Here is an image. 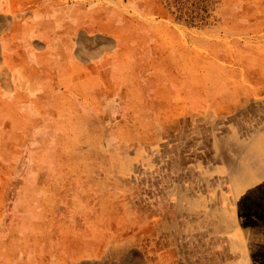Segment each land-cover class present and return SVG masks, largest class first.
Here are the masks:
<instances>
[{
  "label": "rangeland",
  "instance_id": "1",
  "mask_svg": "<svg viewBox=\"0 0 264 264\" xmlns=\"http://www.w3.org/2000/svg\"><path fill=\"white\" fill-rule=\"evenodd\" d=\"M0 1V264H237L173 192L264 141V0Z\"/></svg>",
  "mask_w": 264,
  "mask_h": 264
},
{
  "label": "crops",
  "instance_id": "2",
  "mask_svg": "<svg viewBox=\"0 0 264 264\" xmlns=\"http://www.w3.org/2000/svg\"><path fill=\"white\" fill-rule=\"evenodd\" d=\"M207 155L208 159L198 161L200 169H205L199 178L207 190L187 196L185 187H179L174 198L177 203L192 202L197 212L211 217L215 230L229 233L230 251L224 255L230 263H264V141L245 144L244 174L240 170L239 175L237 171L234 174L225 161L220 163L215 154Z\"/></svg>",
  "mask_w": 264,
  "mask_h": 264
},
{
  "label": "bare ground",
  "instance_id": "3",
  "mask_svg": "<svg viewBox=\"0 0 264 264\" xmlns=\"http://www.w3.org/2000/svg\"><path fill=\"white\" fill-rule=\"evenodd\" d=\"M36 1V0H35ZM1 2V1H0ZM38 2V1H37ZM49 2H50V0H49ZM74 2V1H73ZM92 2V1H91ZM95 2V1H94ZM102 3V2H101ZM31 4H33V3H31ZM99 4V3H98ZM53 5V4H52ZM5 6V5H4ZM9 6H12V5H9ZM28 6V5H27ZM39 6V5H38ZM56 6V5H55ZM62 7V6H61ZM17 8V7H16ZM28 8V7H27ZM26 8V9H27ZM64 8V7H63ZM7 9V8H6ZM61 9V8H60ZM80 9H82V8H80ZM116 9V8H115ZM10 10V9H9ZM13 10V9H12ZM11 10V11H12ZM77 10V9H76ZM100 11V10H99ZM2 12V11H1ZM51 13H52V11H51ZM95 13H97V12H95ZM100 13V12H99ZM82 14V13H81ZM35 15V14H34ZM74 15V14H73ZM77 15V14H76ZM40 17V16H39ZM74 17V16H73ZM92 18V17H91ZM90 21L91 20H93V18L92 19H89ZM49 21V20H48ZM96 22V21H95ZM106 22V21H105ZM114 22V21H113ZM19 23H20V21H19ZM104 23V22H103ZM92 24V23H91ZM18 25V24H17ZM98 25V24H97ZM111 25V24H110ZM119 25H121V24H119ZM13 26H15V24L13 25ZM12 26V27H13ZM48 26H49V24H48ZM96 26V25H95ZM16 27V26H15ZM36 27V26H35ZM50 27V26H49ZM83 27V26H82ZM98 27V26H97ZM103 27V26H102ZM118 27V26H117ZM66 28V27H65ZM121 28H122V26H121ZM16 28H14V30H15ZM70 29V28H69ZM74 29V28H73ZM118 29V28H117ZM66 30V29H65ZM97 30V29H96ZM43 31V30H42ZM49 31H51V30H49ZM94 31H95V29H94ZM116 31V30H115ZM67 32H69V30L67 31ZM74 32V31H73ZM119 32V31H118ZM45 33V32H44ZM48 33V32H47ZM52 33V32H51ZM72 33V32H71ZM106 33V32H105ZM116 33H117V31H116ZM67 34V33H66ZM94 34V33H93ZM42 35V34H41ZM64 36V35H63ZM105 36V35H104ZM110 36V35H109ZM44 37V36H43ZM106 37V36H105ZM26 38V37H25ZM35 39V38H34ZM44 39V38H43ZM47 39V38H46ZM115 39V38H114ZM27 40V39H26ZM118 40V39H117ZM41 41V40H40ZM61 41V40H60ZM74 42V41H73ZM62 46V45H61ZM79 46V45H78ZM47 47V46H46ZM59 47V46H58ZM69 47V46H68ZM118 49V48H117ZM48 50V49H47ZM72 50V49H71ZM44 51V50H43ZM53 51V50H52ZM59 53V52H58ZM63 53V52H62ZM65 53V52H64ZM85 53V52H84ZM42 54H45L44 52L42 53ZM61 54V53H60ZM40 55H41V53H40ZM110 55V54H109ZM120 55V54H119ZM118 56V55H117ZM53 59H55V58H53ZM65 59H66V57H65ZM103 59V58H102ZM114 59V58H113ZM117 59H118V57H117ZM120 59V58H119ZM38 61V60H37ZM56 61V60H55ZM67 61V60H66ZM111 62V61H110ZM97 63V62H96ZM47 65V64H46ZM56 65V64H55ZM14 66V65H13ZM16 66V65H15ZM104 67V66H103ZM102 67V68H103ZM48 68V67H47ZM47 68H45V69H47ZM56 68V67H55ZM110 69V68H109ZM121 69V68H120ZM98 70V69H97ZM51 71V70H50ZM60 71V70H59ZM65 71V70H64ZM63 71V72H64ZM47 71H45V73H46ZM33 73V72H32ZM32 73H30L31 75H32ZM170 73V72H169ZM34 74V73H33ZM49 74V76H50V73H48ZM55 76V75H54ZM47 77V76H46ZM48 78V77H47ZM72 78V77H71ZM49 79V78H48ZM178 80V79H177ZM84 83V82H83ZM82 84V83H81ZM56 85V84H55ZM83 85V84H82ZM100 86V85H99ZM82 88V87H81ZM80 88V89H81ZM84 88V87H83ZM53 90H55V89H53ZM53 90H51V91H53ZM82 90V89H81ZM48 91V90H47ZM46 91V92H47ZM79 91V90H78ZM92 91H94V90H92ZM83 92V91H82ZM97 92V91H96ZM81 93V92H80ZM79 94V93H78ZM98 94V93H97ZM88 95V94H87ZM72 96V95H71ZM92 96V95H91ZM131 96H132V94H131ZM83 97V96H82ZM99 97V96H98ZM108 97V96H107ZM110 97V96H109ZM128 97V96H127ZM88 98V97H87ZM129 98V97H128ZM51 99V98H50ZM82 99V98H81ZM94 99V98H93ZM98 99V98H97ZM110 99V98H109ZM34 100H35V98H34ZM42 100V99H41ZM101 100V99H100ZM130 100V99H129ZM48 101V100H47ZM37 102V101H36ZM98 102V101H97ZM92 103V102H91ZM20 104V103H19ZM39 104H40V102H39ZM112 104V103H111ZM36 105V104H35ZM42 106V105H41ZM41 106H39V107H41ZM95 106V105H94ZM119 106V105H118ZM37 107V106H36ZM56 107V106H55ZM52 109V108H51ZM113 109V108H112ZM111 114V113H110ZM46 115V114H45ZM50 116V115H49ZM47 118V117H46ZM42 119V118H41ZM43 120V119H42ZM47 127V126H46ZM186 145V144H185ZM102 165V164H101ZM52 166V165H51ZM123 167V166H122ZM52 168V167H51ZM111 171V170H110ZM237 171V170H236ZM119 172V171H118ZM122 172H124V171H122ZM125 173V172H124ZM242 174H243V172H241ZM117 174V173H116ZM126 174V173H125ZM77 175V174H76ZM129 175V174H128ZM134 176V175H133ZM259 177V176H258ZM93 179V178H92ZM94 180V179H93ZM125 180V179H124ZM136 180V179H135ZM46 181V180H45ZM104 181V180H103ZM106 181V180H105ZM119 181V180H118ZM95 182H97V180L95 181ZM50 183V182H49ZM101 183V182H100ZM100 183H99V185H100ZM105 183V182H104ZM111 183V182H110ZM102 184V183H101ZM52 185V184H51ZM51 185H50V187H51ZM60 185V184H59ZM231 185V184H230ZM40 186H43V185H40ZM253 187V186H252ZM84 188V187H83ZM86 188V187H85ZM116 188V187H115ZM46 189V188H45ZM62 189V188H61ZM185 189V188H184ZM83 190V189H82ZM90 190V189H89ZM89 190H87V191H89ZM106 190V189H105ZM178 190V189H177ZM233 190V189H232ZM245 190V189H244ZM49 191V190H48ZM108 192V191H107ZM176 192V191H175ZM82 193V192H81ZM112 193V192H111ZM98 194V193H97ZM87 195V194H86ZM85 195V196H86ZM95 195V194H94ZM101 195V194H100ZM108 196V195H107ZM153 196V195H152ZM203 196V195H202ZM224 196V195H223ZM87 197V196H86ZM99 197V196H98ZM226 197V196H225ZM99 198H101V196L99 197ZM223 198V197H222ZM43 199V198H42ZM104 199V198H103ZM95 200V199H94ZM186 200V199H185ZM191 201V200H190ZM123 203V202H122ZM187 203V202H186ZM189 204V203H188ZM211 204H212V202H211ZM127 205V204H126ZM215 205V204H214ZM120 206V205H119ZM236 206V205H235ZM177 208V207H176ZM235 208V207H234ZM90 209V208H89ZM92 209V208H91ZM122 209V208H121ZM250 209V208H249ZM120 211V210H119ZM89 212V211H88ZM46 213V212H45ZM126 213V212H125ZM93 214V213H92ZM116 214V213H115ZM177 214V213H176ZM252 215V214H251ZM87 216H88V214H87ZM93 216H95V215H93ZM114 216V215H113ZM96 217V216H95ZM106 217V216H105ZM92 218H94V217H92ZM214 219V218H213ZM121 220V219H120ZM257 220V219H256ZM48 221V220H47ZM94 221V220H93ZM95 221H97V220H95ZM116 221V220H115ZM106 222V221H105ZM104 222V223H105ZM61 223V222H60ZM96 223V222H95ZM101 224V223H100ZM60 225V224H59ZM35 226V225H34ZM44 226V225H43ZM101 227H102V225H101ZM102 228H104V227H102ZM63 229V228H62ZM98 229V228H97ZM33 230V229H32ZM59 230V229H58ZM64 230V229H63ZM60 231V230H59ZM29 232V231H28ZM46 242V241H45ZM117 242V241H116ZM119 244V243H118ZM247 248V247H246ZM241 250V249H240ZM254 251V250H253ZM234 252V251H233ZM129 258V257H128ZM238 258V257H237ZM253 258V257H252ZM125 260V259H124ZM261 261V260H260ZM129 262V261H128ZM246 263V262H245ZM126 264V263H125Z\"/></svg>",
  "mask_w": 264,
  "mask_h": 264
}]
</instances>
